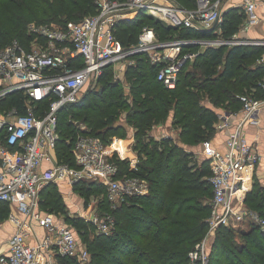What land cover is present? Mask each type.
I'll return each instance as SVG.
<instances>
[{"label":"built area","instance_id":"1","mask_svg":"<svg viewBox=\"0 0 264 264\" xmlns=\"http://www.w3.org/2000/svg\"><path fill=\"white\" fill-rule=\"evenodd\" d=\"M171 2L97 0V14L67 27H31L36 42L42 40L40 48L28 50L15 41L0 50V204L11 207L8 218L17 227L5 250H0V264H61L59 258H70L81 264L90 262V253L80 243L69 219L42 210L41 193L48 185L55 184L73 193L82 182L98 183L105 189L100 198H105L113 210L129 203L130 198L149 193V184L133 175L138 170L137 158L124 157L112 148V142L106 144L91 135L82 123H76L78 131L70 140L74 165L61 162L57 156L61 141L60 113L76 103L86 86L101 78L106 68L114 69V78L121 79L119 72L135 65V60L132 61L135 56L146 54L151 63L161 66L158 81L173 89L182 68L201 53L184 52L188 46L264 48V39H244L239 34L230 39L160 41L153 28L143 29L136 45L128 48L121 45L116 35L118 23L142 10H148L173 28H217L215 34H221L223 0H197L194 10L181 9ZM260 7L264 8V0H245L238 5L245 13L240 33L261 23ZM258 62L264 63V55ZM260 86L264 88V83ZM13 96L23 98V112L18 106H10ZM238 99L242 108L241 118L236 123L235 113H217L216 130L228 131L225 150L220 151L209 142L203 144L204 156L210 160L213 173L211 216L206 236L189 254L190 264H208V244L220 227L230 228L249 217L264 232V218L260 213L244 208L246 175L263 157L247 139L245 128L247 124L261 123L264 99L251 95H241ZM172 137L165 135L155 139ZM118 161H126L128 171H122ZM100 200L93 199L92 203L96 201L97 207ZM18 213L31 223H38L45 229L46 236L31 244L32 227ZM83 218L92 223L100 235L112 234L116 226L111 213Z\"/></svg>","mask_w":264,"mask_h":264},{"label":"trees","instance_id":"2","mask_svg":"<svg viewBox=\"0 0 264 264\" xmlns=\"http://www.w3.org/2000/svg\"><path fill=\"white\" fill-rule=\"evenodd\" d=\"M174 1L188 10L197 7V0ZM97 12V0H0V50L7 46L4 47L5 44H12L14 39L25 45L23 42L32 38L28 32L31 23L67 27ZM222 17L224 21L219 35L215 34L217 28H173L142 10L136 19L118 23L116 35L123 47L136 45L145 18L160 41L230 39L240 31L245 13L234 8L225 11ZM200 49L193 45L186 47L184 52ZM263 55L264 48L257 46L203 49L194 61H188L182 68L175 88L169 89L157 79L161 66L151 63L146 54H140L134 57L136 64L130 66L127 73L130 96L123 95L108 67L99 80L101 83L106 78L107 83L99 91L84 92L76 103L60 113L61 141L57 156L61 162L73 166V143L70 140L78 129L72 121L87 125L91 135L110 144L118 134L114 124L121 110L127 112L126 123L134 126V150L140 157L138 170L133 175L149 184L147 195L130 198L129 203L117 209L112 234L89 240L84 233L83 242L87 244L91 264H190V252L209 230V202L213 197L210 160L199 161L192 151L214 135L217 120L214 107L238 112L242 108L239 96L264 98V88L260 86L264 83V63L258 62ZM11 100L13 104L10 106H18L22 112L25 110L21 96H13ZM170 118L172 126L178 130V141L174 136L156 140L152 136V127ZM185 147L192 149L186 150ZM118 164L122 171H128L126 161H118ZM59 190L55 184L42 190L41 205L45 211L50 210L48 213L55 211L52 207L59 209L62 202ZM76 191L87 199L99 192L104 193L105 189L98 183L82 182ZM246 203L264 218V189L258 183ZM69 221L78 229L85 227L78 220ZM233 234L229 228L218 229L209 264L264 263V232L260 228L253 227L247 233L246 245L233 243ZM217 242L228 247L224 249L228 254L226 259ZM59 261L61 264H79L70 258H59Z\"/></svg>","mask_w":264,"mask_h":264},{"label":"rangeland","instance_id":"3","mask_svg":"<svg viewBox=\"0 0 264 264\" xmlns=\"http://www.w3.org/2000/svg\"><path fill=\"white\" fill-rule=\"evenodd\" d=\"M167 1V0H166ZM172 3V2H171ZM174 5H178L177 2H173ZM226 8H227V4L225 3V0L223 1V5H222V10L225 12L226 11ZM146 14L147 15H152L153 14L151 12H149L148 10H146ZM224 14V13H223ZM158 16H156V19L160 20L163 24L165 25H168L165 21L161 20V18H157ZM136 19L135 17L131 20H134ZM224 20H222V23H223ZM75 23V22H74ZM52 25H55V26H59L57 24H37V23H31L28 27V32L30 34V37L31 39L28 41H24L23 43H25V45H23L26 49L28 50H36L38 48H40L41 44H42V40L40 39L38 42H36L35 40V36L31 33L30 31V28L35 26V27H41V26H52ZM143 28H151V26H149V21L148 19H145L144 18V21H143ZM61 27V26H59ZM119 36L121 37V33L119 34ZM140 36V35H139ZM139 39V38H138ZM19 39H14V41H17L18 42ZM9 45L11 43H8ZM8 44H5L4 47ZM46 45V41L44 42V45L43 47ZM6 46V47H7ZM145 55V54H144ZM130 70L127 69L125 71V76H124V80L123 81H119L117 79L114 78V73H115V70L111 68V71H112V77L114 78L113 80L117 83H119V86H120V89L122 90V93L123 95L126 96H130V93H131V86H130V83H127L128 82V71ZM122 72H119V75L121 74ZM110 79V78H109ZM99 79H97V81H94L92 80L85 88L84 92L86 93L87 91L91 90V91H94V92H97L99 91L103 85H105L104 83H107V79L106 78H103L101 80V83H99ZM83 92V94H84ZM246 93V92H244ZM245 95V94H244ZM83 96V95H82ZM258 96V95H257ZM259 98H261L260 96H258ZM209 104V103H208ZM215 108V107H214ZM219 108V107H218ZM219 110V109H218ZM218 112H225L223 108H220V110ZM121 115L118 117L116 123L114 124L115 127L117 128V136L118 138H127V136L129 135H134L135 137V130H134V126H131L129 124L126 123V119H125V115L127 112H125L124 110H121ZM124 114V116H122ZM123 117V118H122ZM72 123L74 125H78L76 124L77 121H72ZM84 125V124H83ZM85 128L87 129V131L90 132V129L87 125H84ZM78 128V127H76ZM172 129H175L173 126H172V119L170 118L169 120L167 121H161L160 123H157L155 124L153 127H152V132H153V135L154 138H160L162 136H169V135H173V131ZM155 130V131H154ZM177 132V131H176ZM215 135V133H214ZM107 138H109L108 136H106ZM105 138V137H104ZM174 138L175 140L178 141L179 138H177V133L174 135ZM182 143L180 142V145ZM186 150H190L192 148H186ZM132 152V151H131ZM133 153H134V156L137 158L138 160V167H139V164H140V157L139 155L137 154V152L134 150V146H133ZM132 154H130L129 156H131ZM260 186V185H259ZM263 188V186H261ZM59 188V187H58ZM60 189V188H59ZM60 195H61V203L59 204V209L55 208V207H52L54 208V214L57 216V217H65V216H74L75 218H69L71 220H78L80 222H83L85 224V227L84 228H81V229H78L75 227L77 233H78V237H79V241L81 244L83 245H87L85 242H83V235L85 233V235H87V238L89 240H94V238L100 236V234H98V232L96 231L95 229V226L90 223V222H87L83 217H85L86 219L89 218V217H92L94 215L96 216H99V217H102L105 213H111L113 216H114V220H115V223H116V220H117V213L118 211L117 210H113L111 208V205L110 203L105 199V198H100L103 194H105V191L104 193L102 192H99L98 194L94 195V197H92L93 195L89 196V198H85L84 195H82L81 193H77V192H73V193H68L66 191H64L63 189H60ZM42 198V197H41ZM100 200V205H98L96 207V201H94V203H92V200ZM211 202V201H210ZM209 202V203H210ZM122 206V205H121ZM120 206V207H121ZM50 208V207H49ZM8 210V209H7ZM5 210V212L7 211ZM43 210L45 211V209L43 208ZM48 211V210H46ZM50 211V210H49ZM48 211V212H49ZM3 219V218H2ZM4 220V219H3ZM3 220L1 221L3 223ZM231 227H235L234 225H232ZM231 228L233 231V238H232V241L233 243L237 244V245H241V244H247V233L244 232L242 226H237L236 228ZM241 231H243L242 233H240ZM214 239H211L209 241V244H208V252H209V258H210V254L212 253V251L215 249V246H214ZM219 243V242H217ZM220 245V248L222 249V253L224 254V259H226L228 257V254L226 253V249H228L227 246L223 245L222 242L219 243ZM214 246V247H213ZM87 247V246H86ZM225 249V250H224ZM210 262V260H209ZM208 262V264H209ZM81 264V263H79ZM87 264H91V258H90V262L87 263ZM261 264H264V263H261Z\"/></svg>","mask_w":264,"mask_h":264},{"label":"crops","instance_id":"4","mask_svg":"<svg viewBox=\"0 0 264 264\" xmlns=\"http://www.w3.org/2000/svg\"><path fill=\"white\" fill-rule=\"evenodd\" d=\"M171 1H172V4H173V2H175L174 0H171ZM244 1L245 0H225V3L227 4L226 11H230L231 9H234V8L238 9L237 8L238 5L243 4ZM222 5H223V3H222ZM175 6L181 8V9H184V10H188V9L180 7L179 5H175ZM258 12L262 16L263 20L261 21V23L259 25L251 27L246 33H240V31H239L237 34H239V36L241 38H244V39H264V8L260 7ZM134 17H136V15L131 16V19H133ZM240 30H241V28H240ZM202 50L203 49H200V51H202ZM132 61H134V59ZM126 70H127L126 68L123 69V72L119 75V77L121 79H118V82L124 80ZM127 83H129V82H127ZM260 99H264V98H260ZM209 106L214 107V105L212 103H210ZM218 109L220 110V108L215 107V110L217 113L219 111ZM224 111L230 112V111H227L225 109H224ZM233 113L236 114V117L234 118V123H236V121L241 118V109L238 112H233ZM260 121H261V123L259 125L247 124L246 128H245L247 139L253 145L254 149H256L259 153H261L263 155L260 163L256 165L254 170H249L247 175H246L247 192L245 193L244 208H247V209H250V208L248 207L246 200H247L248 195L253 191L255 184L258 183L260 186H263V189H264V105H263L261 113H260ZM215 123H214L215 135H213L210 140L204 141V142H209L211 146L219 149L220 151H224L225 150V141L228 138V131L216 130ZM172 131H173L172 132L173 136L177 133V138H178V132H176L178 130L172 129ZM152 135H153V132H152ZM134 141H135L134 135L133 136L129 135V136H127V138H124V139L114 137L112 140V145H113L112 148L121 152L124 157L134 159V158H136L134 156V153H133ZM204 142L201 145H199L197 148H194L192 151L195 155V158L199 161H202L205 159V156L203 153ZM116 144H117V147H115ZM130 154H132V155L129 156ZM10 208L11 207H9L8 205L0 204V250H5V248L8 245L9 239L12 238V236L17 232V227L8 218V213L10 211ZM5 210H7V211L5 212ZM42 210H43V207H42ZM44 212L48 213L47 211H44ZM18 215H19V213H18ZM19 216L21 217L22 220H24V221L27 220L32 227V233H31V236L29 238V242L31 244H35L37 241L43 239L46 236L45 229H43L41 226H39L38 223H35V222L31 223V221H29V219H26V217H24L23 215H19ZM65 218L68 221V219L70 217L65 216ZM2 220H3V223L1 222ZM234 226H235L234 228H236L237 226H242L244 232H246V233L249 232L253 227H258V226L253 224V221L249 217H246L244 219V221L241 223H235ZM231 228H233V227H230L229 229H231ZM232 231H234V230H232ZM242 232L243 231H241L240 233H242Z\"/></svg>","mask_w":264,"mask_h":264},{"label":"water","instance_id":"5","mask_svg":"<svg viewBox=\"0 0 264 264\" xmlns=\"http://www.w3.org/2000/svg\"><path fill=\"white\" fill-rule=\"evenodd\" d=\"M146 9V8H145Z\"/></svg>","mask_w":264,"mask_h":264}]
</instances>
